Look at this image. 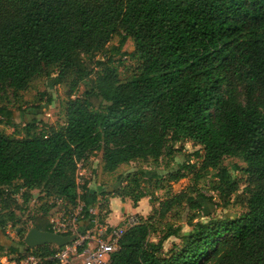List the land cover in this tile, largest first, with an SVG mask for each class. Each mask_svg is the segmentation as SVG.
I'll return each mask as SVG.
<instances>
[{"label":"trees","instance_id":"16d2710c","mask_svg":"<svg viewBox=\"0 0 264 264\" xmlns=\"http://www.w3.org/2000/svg\"><path fill=\"white\" fill-rule=\"evenodd\" d=\"M114 36L117 50L133 39L136 70L122 80L106 66L84 96L73 97L93 56L106 52ZM54 69L58 82L71 78L66 123L36 134L27 126L25 137L0 129V195L13 186L24 202L35 189L56 198L40 207L32 226L54 231L50 217L79 199L87 206L79 224L93 225L87 210L96 197L87 185L79 192L77 173L95 152L102 151L104 169L113 172L180 151L174 143L189 140L203 147L199 167L181 164L172 182L188 169L195 180L216 169L213 188L230 197L239 183L222 162L242 157L246 210L190 221L185 233L168 215L203 203L188 189L170 194L125 230L111 264H264V0H0V94L26 90ZM0 114L11 119L5 107ZM130 183L117 195L136 207L149 194L136 174ZM14 218L13 211L0 214V250L25 247L41 257L38 264H54L46 258L54 253L50 244L28 247L22 229L18 242L10 239L5 227ZM158 231L159 241H151ZM172 236L182 244L164 255L163 242Z\"/></svg>","mask_w":264,"mask_h":264},{"label":"rangeland","instance_id":"374dc122","mask_svg":"<svg viewBox=\"0 0 264 264\" xmlns=\"http://www.w3.org/2000/svg\"><path fill=\"white\" fill-rule=\"evenodd\" d=\"M119 40V36H114L108 43L106 52L96 53L93 56L94 62H92L91 70L84 79L79 81L78 86L73 90V97L84 96L85 92L94 85L99 73L106 66L116 69L122 80H126L133 74L139 64L138 58L133 54L135 51L134 41L132 38H128L122 48L117 50L116 48L120 43ZM56 78L57 69L52 70L50 75L43 72L34 78L26 90L14 94L9 89L7 93L0 94V107H5L11 112L10 120L0 114V129L8 135L25 137L27 136V126L31 128V133L36 134L42 131H49L50 129H58L64 125L66 123V105L71 92V78L63 82H58ZM174 146L177 149L182 147V150L174 151L172 154H163L156 160L138 159L128 164H121L113 172L104 169L102 151L95 152L87 162L81 163L78 170L77 177L80 184V192L82 193L84 191L83 186L87 185L91 193L95 194L94 207L98 216L102 217L106 211H111L115 198L122 201L130 200L133 205L129 197L122 198L117 193L125 185L131 184V179L136 174L140 178L142 188L149 195L145 197L146 200L141 204L142 213L138 212L132 215L125 213L122 223L116 226H123L129 216H134L137 219L148 217L153 214V209L159 204L160 200L165 199L170 194L187 189L188 192L192 193L196 201L203 203L202 208H190L185 204L178 211L171 212L167 217V220L174 222L175 225H181L185 233L192 229L190 221H208L210 218L235 217L246 210L242 202L243 196L241 195L247 185V176L243 173L246 163L242 157L226 156L223 159L222 164L230 170L233 178L239 183V190L231 194L230 197H226L213 188L218 181L216 169L203 172L199 180H195L194 171L188 169L186 170V177L177 182H172L171 173H176L180 165L184 163L199 167L204 153L201 145L189 140H185L182 143H174ZM197 153H199V156ZM142 171L145 172V175L142 174ZM22 192H14V187L10 186L4 191L5 194L0 195V214L9 213V211H13L15 214V218L8 221L5 227V233L15 242H18L21 238L20 229L27 234L30 228L33 227L31 218L41 213L40 207L44 203L56 200L55 197L46 195L40 189H35L31 192L29 201L24 202ZM113 207L118 209L115 201ZM122 210L129 212L132 209L127 203ZM71 211L72 209L68 213ZM61 214L62 212L56 214L53 218L57 220V218L61 217ZM157 223L160 227L162 226L160 224L161 221L158 219ZM53 225L57 227L58 223L55 221ZM80 225L77 228L78 234L79 236H84L87 232L86 225ZM161 235L162 233L158 231L150 239L157 242ZM70 237L69 244H73L79 239L75 235ZM11 243L12 241H10ZM181 244L180 238L175 236L168 238L163 242V254L171 253L176 245ZM50 247L54 251L57 249L56 244H50ZM28 253L31 252H28L25 247H22L20 253H13L8 248L0 250V264L2 259L3 261L7 260V262L5 261L6 263L14 260L19 261L22 255Z\"/></svg>","mask_w":264,"mask_h":264},{"label":"built area","instance_id":"2783aa9c","mask_svg":"<svg viewBox=\"0 0 264 264\" xmlns=\"http://www.w3.org/2000/svg\"><path fill=\"white\" fill-rule=\"evenodd\" d=\"M86 207V203L79 199L70 213L62 211L61 217L57 220L50 217L54 232L69 236L75 235L79 238L73 244L57 246L54 253L46 257L53 260L54 264H111L112 255L119 247V239L127 228L139 222V219L134 216H129L123 226L101 221L94 204H92L87 213L92 218L93 225L87 229L84 236H79L77 228L79 221L86 216ZM55 221L58 223L57 227L53 225ZM5 261L7 262L2 259L1 264H38L42 259L31 252L24 255L19 261L14 260L8 263Z\"/></svg>","mask_w":264,"mask_h":264},{"label":"water","instance_id":"95a60500","mask_svg":"<svg viewBox=\"0 0 264 264\" xmlns=\"http://www.w3.org/2000/svg\"><path fill=\"white\" fill-rule=\"evenodd\" d=\"M71 237L54 231L40 230L33 226L25 236V243L30 248H35L46 244H56L64 246L70 242Z\"/></svg>","mask_w":264,"mask_h":264},{"label":"crops","instance_id":"0c3cea01","mask_svg":"<svg viewBox=\"0 0 264 264\" xmlns=\"http://www.w3.org/2000/svg\"><path fill=\"white\" fill-rule=\"evenodd\" d=\"M146 200L145 197H143L139 202H138V206H134L131 204L130 200L129 201H122L121 199H117L115 198L113 200L112 206H111V212L109 213L108 217L106 218V221L109 222L112 225H118L120 223H122V221L124 220V216L125 213L127 214H135V213H142V203L143 201ZM114 201L116 202V204L118 205V209H115L113 207ZM129 204V207L132 209L131 211L127 212L125 210H122L125 208V204Z\"/></svg>","mask_w":264,"mask_h":264}]
</instances>
